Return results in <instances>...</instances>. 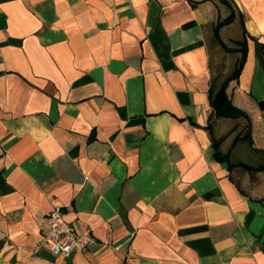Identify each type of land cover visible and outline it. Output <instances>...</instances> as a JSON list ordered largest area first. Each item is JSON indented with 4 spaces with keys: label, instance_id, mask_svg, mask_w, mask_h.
<instances>
[{
    "label": "crops",
    "instance_id": "crops-1",
    "mask_svg": "<svg viewBox=\"0 0 264 264\" xmlns=\"http://www.w3.org/2000/svg\"><path fill=\"white\" fill-rule=\"evenodd\" d=\"M0 264H264V0H0Z\"/></svg>",
    "mask_w": 264,
    "mask_h": 264
},
{
    "label": "built area",
    "instance_id": "built-area-1",
    "mask_svg": "<svg viewBox=\"0 0 264 264\" xmlns=\"http://www.w3.org/2000/svg\"><path fill=\"white\" fill-rule=\"evenodd\" d=\"M43 237L38 247L45 248L54 256L67 258L74 251H85L95 243L89 229L79 230L64 218L62 208L47 213L41 221Z\"/></svg>",
    "mask_w": 264,
    "mask_h": 264
},
{
    "label": "trees",
    "instance_id": "trees-1",
    "mask_svg": "<svg viewBox=\"0 0 264 264\" xmlns=\"http://www.w3.org/2000/svg\"><path fill=\"white\" fill-rule=\"evenodd\" d=\"M233 19H234V14L232 13V14H231L228 18H226L223 22L218 23L217 28H220V26H221L222 24H225V23H229V22H231ZM240 44H241V46H242L241 49L243 50V52H245V51H246V47H245L244 42H240ZM226 48H227V47H226ZM228 49H229V48H228ZM230 50L233 51V49H230ZM244 59H245V55L242 56L241 60L239 61V64L237 65V67H236L234 73L232 74V76L230 77V79H234V78H237V77H238V75H239V73H240V71H241V69H242V66H243V63H244Z\"/></svg>",
    "mask_w": 264,
    "mask_h": 264
}]
</instances>
